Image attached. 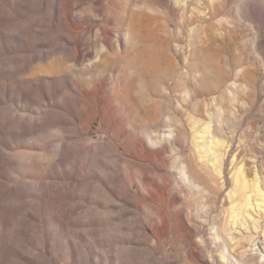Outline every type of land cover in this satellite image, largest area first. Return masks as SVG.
<instances>
[{
	"label": "rangeland",
	"instance_id": "rangeland-1",
	"mask_svg": "<svg viewBox=\"0 0 264 264\" xmlns=\"http://www.w3.org/2000/svg\"><path fill=\"white\" fill-rule=\"evenodd\" d=\"M0 264H264V0H0Z\"/></svg>",
	"mask_w": 264,
	"mask_h": 264
},
{
	"label": "bare ground",
	"instance_id": "bare-ground-1",
	"mask_svg": "<svg viewBox=\"0 0 264 264\" xmlns=\"http://www.w3.org/2000/svg\"><path fill=\"white\" fill-rule=\"evenodd\" d=\"M186 167H188V166H186ZM188 196H186V198H187ZM152 203H160V200L158 199V198H154V200H152Z\"/></svg>",
	"mask_w": 264,
	"mask_h": 264
}]
</instances>
